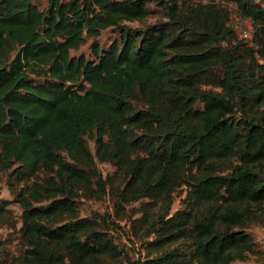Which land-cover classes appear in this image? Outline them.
<instances>
[{"label": "trees", "instance_id": "16d2710c", "mask_svg": "<svg viewBox=\"0 0 264 264\" xmlns=\"http://www.w3.org/2000/svg\"><path fill=\"white\" fill-rule=\"evenodd\" d=\"M219 1L252 21L251 41L212 2L0 0V172L24 243L0 264H123L114 216L78 212L80 196L109 194L118 219L142 202L131 226L150 251L133 264L247 260L264 203V5ZM110 27L119 38L103 49ZM88 38L94 58L72 55Z\"/></svg>", "mask_w": 264, "mask_h": 264}, {"label": "rangeland", "instance_id": "374dc122", "mask_svg": "<svg viewBox=\"0 0 264 264\" xmlns=\"http://www.w3.org/2000/svg\"><path fill=\"white\" fill-rule=\"evenodd\" d=\"M264 5V0H258ZM190 4L207 3L212 2L224 7L229 13V25L236 29L239 38H245L243 36V30L248 29L252 32L251 38H245L246 41H251L253 38L254 25L250 19H244L240 16L236 5L232 2H222L219 0H186ZM38 6L43 9L47 7L48 0H36ZM153 18H148L145 22H152ZM131 26H137L141 24L138 21H126ZM119 38V32L110 27L101 32V35L97 38V41L101 48H108L112 42ZM94 39L88 38L87 41L77 50H72L71 54L79 56L84 54L86 57L93 59V45ZM251 43V42H249ZM87 142L92 150L95 147V139L91 134L86 135ZM234 163H239L237 159H233ZM97 166L104 176L113 175L117 167L110 162L97 161ZM43 175V174H42ZM11 177L9 171L0 172V199H7L8 213L5 217L0 216V258L6 256L18 255L23 246L22 240V207L17 201L16 194L10 187ZM21 184H18L20 187ZM187 195V187L185 185L180 186L174 193L175 202L173 204L172 212L178 209L186 207L185 197ZM78 200V212L80 216H90L92 213H105L111 214L117 220L112 234L116 241L123 250L124 263L133 264L138 260L146 259L148 252L150 251L147 246V240L138 237L134 231L133 226L134 219L141 216L140 202L131 203L126 207V214L122 219H118L116 214L114 201L111 194L104 196L101 199L87 198L86 196H80ZM253 211L257 214V219L251 221L246 225L245 229L252 234L255 239L254 251L251 252L246 261L236 262L235 264H264V203L252 206ZM116 216V217H115ZM240 228L236 226L235 229ZM141 235V234H140ZM153 236L148 240H152Z\"/></svg>", "mask_w": 264, "mask_h": 264}, {"label": "built area", "instance_id": "2783aa9c", "mask_svg": "<svg viewBox=\"0 0 264 264\" xmlns=\"http://www.w3.org/2000/svg\"><path fill=\"white\" fill-rule=\"evenodd\" d=\"M243 36H244L245 38H251V37H252V32H251V30L244 29V30H243Z\"/></svg>", "mask_w": 264, "mask_h": 264}]
</instances>
